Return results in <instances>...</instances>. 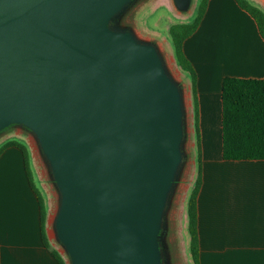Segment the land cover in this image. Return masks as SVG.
I'll use <instances>...</instances> for the list:
<instances>
[{
  "label": "water",
  "instance_id": "95a60500",
  "mask_svg": "<svg viewBox=\"0 0 264 264\" xmlns=\"http://www.w3.org/2000/svg\"><path fill=\"white\" fill-rule=\"evenodd\" d=\"M130 1L0 0V131L36 136L70 264H162L185 105L158 48L113 24Z\"/></svg>",
  "mask_w": 264,
  "mask_h": 264
},
{
  "label": "crops",
  "instance_id": "0c3cea01",
  "mask_svg": "<svg viewBox=\"0 0 264 264\" xmlns=\"http://www.w3.org/2000/svg\"><path fill=\"white\" fill-rule=\"evenodd\" d=\"M183 52L196 73L201 144L196 203L200 264H264V159L221 157L222 79L264 78V40L253 18L235 0H208L197 29L183 42ZM184 85L185 109L193 119L189 77ZM15 130L21 134L19 128ZM39 191L46 207L47 246L22 153L16 147L6 148L0 155V264H58L53 255L58 251L49 236L48 203L42 189Z\"/></svg>",
  "mask_w": 264,
  "mask_h": 264
},
{
  "label": "rangeland",
  "instance_id": "374dc122",
  "mask_svg": "<svg viewBox=\"0 0 264 264\" xmlns=\"http://www.w3.org/2000/svg\"><path fill=\"white\" fill-rule=\"evenodd\" d=\"M199 1L191 0L189 8L180 11L174 0H131L113 22L116 27L130 30L141 41L153 43L158 48L168 73L180 86L183 98L185 96L184 80L188 76L180 71L172 57L168 26L172 23L192 21L196 16ZM250 1L264 10V0ZM183 126L182 160L165 206L159 232L162 264H193L189 252L186 201L196 176L194 157L196 146H194L195 135H192L193 119L187 116L186 109ZM16 128L20 129L21 134L15 132ZM12 139L20 141L30 150L35 164L33 179L36 187L44 192L48 203L51 245L62 255L65 263L70 264L67 252L55 237L53 220L59 205V195L38 140L34 133L24 126L10 125L0 131V146Z\"/></svg>",
  "mask_w": 264,
  "mask_h": 264
},
{
  "label": "trees",
  "instance_id": "16d2710c",
  "mask_svg": "<svg viewBox=\"0 0 264 264\" xmlns=\"http://www.w3.org/2000/svg\"><path fill=\"white\" fill-rule=\"evenodd\" d=\"M235 2L253 18L264 40V10L250 0H235ZM207 3L208 0L199 1L196 16L192 21L172 23L168 26L175 64L190 79L194 113L196 176L186 201L189 252L193 264H200L196 203L201 185V144L198 128L196 73L183 52V42L197 29ZM8 147H16L22 153L27 180L38 201L42 240L47 246L46 207L43 196L34 183L29 153L23 143L12 139L0 146V155ZM221 157L224 160L264 159V78L223 77L221 82ZM53 255L58 264H66L58 252L53 251Z\"/></svg>",
  "mask_w": 264,
  "mask_h": 264
}]
</instances>
